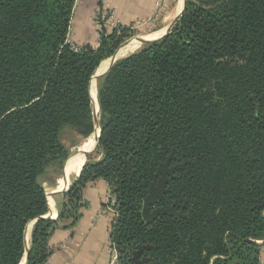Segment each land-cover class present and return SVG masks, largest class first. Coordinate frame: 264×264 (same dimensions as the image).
I'll return each mask as SVG.
<instances>
[{
  "label": "trees",
  "instance_id": "obj_1",
  "mask_svg": "<svg viewBox=\"0 0 264 264\" xmlns=\"http://www.w3.org/2000/svg\"><path fill=\"white\" fill-rule=\"evenodd\" d=\"M75 0H0V264H46L49 238L81 217L103 180L114 200L118 264H261L264 247V0H185L163 38L118 60L97 85V161H86L56 220L39 179L68 157L61 135L93 133L89 84L127 39L100 32L74 47ZM170 155L180 165L160 205L181 218L146 224L144 198Z\"/></svg>",
  "mask_w": 264,
  "mask_h": 264
},
{
  "label": "crops",
  "instance_id": "obj_2",
  "mask_svg": "<svg viewBox=\"0 0 264 264\" xmlns=\"http://www.w3.org/2000/svg\"><path fill=\"white\" fill-rule=\"evenodd\" d=\"M178 1L81 0L72 23V33L70 32L69 35L71 34L77 43H85L96 48L99 43V36L91 27L90 21L93 15L108 11L111 27L130 28L135 23L142 22L146 24V27L152 29L148 30L150 32H145L146 34L142 36L143 39L146 37L152 40L159 39L167 33L175 18L179 15L180 11L175 15ZM163 30L164 32L160 37H150L153 33ZM141 46L143 45L141 44ZM78 176L79 174L73 176L71 173L70 176H67V168H65L64 173L61 170L59 176L53 179L52 182H48L46 187H43L48 201V212L45 217L48 216L51 220L57 219L59 210L65 202L64 193ZM61 177L66 181L67 186L57 184L58 179ZM108 195V186L103 180L99 179L86 185L82 192L83 206L80 219L73 225L67 223L65 227H58L52 232L49 238L51 256L46 264H109L110 213L103 208ZM260 261L261 264H264V247Z\"/></svg>",
  "mask_w": 264,
  "mask_h": 264
},
{
  "label": "water",
  "instance_id": "obj_3",
  "mask_svg": "<svg viewBox=\"0 0 264 264\" xmlns=\"http://www.w3.org/2000/svg\"><path fill=\"white\" fill-rule=\"evenodd\" d=\"M184 5H185V0H183V6H182V9H181L179 15L175 18L174 22L170 26V28L167 31V33L164 34L159 39L163 38L165 35H167L168 33L171 32V30L174 27V25L177 23V21L182 16V13H183V10H184ZM159 39H156V40H153V41H148V40H145L143 38H138V41L142 45H145L147 43L155 42V41H157ZM120 59H122V58L119 57L118 52L116 51L115 54L110 57V64L107 67V69L104 72H101V73H97V70H96L94 75L92 76L91 80L93 78L94 79H100L101 77H103L109 71V69ZM90 88H91V81H90V84H89V94H90ZM90 98H91V95H90ZM92 102H93V100L91 98L92 118H93V134H96V140H95V146L93 147V149L88 150V151H84L82 153L83 156H85L88 153L92 152L96 148L97 142H98V139H99V136H100V132H101V129H100V126H99V123H98V118H97L96 114L94 115V108H93ZM98 113H99V106H98ZM96 127H98V132H97ZM172 161H173V156L170 155L163 163H161L159 165V167L157 169V172H156V174L158 176L157 181L154 184L150 185L148 194L143 200L142 210H141V217H142L143 221L146 224L153 223L158 218H161V217H164V216L173 217L175 219H177L179 217H181V218L184 217V215H183L184 207L183 206H180L178 211L175 209L174 205L167 206V207H157L154 210L150 211L152 207L156 206L163 199V197L166 194L169 193V189H168L167 185L170 182V180L177 179V176L174 175V172L176 170H179L181 166L180 165H176V166L170 167V163ZM66 162H67V160L65 161V163H64V165L62 167L63 173L65 172ZM69 187H70V185H69ZM45 194H46V192H45ZM46 197H47V194H46ZM42 218L43 219H49L48 217H45V216L42 217ZM36 221L37 220H34L31 223H29V224H31L29 235H30L32 227H33V225H34V223ZM27 228H28V226L26 227L25 232H24L25 254H24V257L22 259L23 260L22 264H26L27 260H28L29 244L27 243V240H26ZM141 255H142V249L139 248L138 250H136L133 253L132 258H131V264H145L147 262V260L142 258Z\"/></svg>",
  "mask_w": 264,
  "mask_h": 264
},
{
  "label": "rangeland",
  "instance_id": "obj_4",
  "mask_svg": "<svg viewBox=\"0 0 264 264\" xmlns=\"http://www.w3.org/2000/svg\"><path fill=\"white\" fill-rule=\"evenodd\" d=\"M80 1L81 0H75V8L73 10V15H72V19H71V25H70V32L71 33H72L71 29L73 28V26H72L73 24L72 23H73V20H74L75 14H76V10H77V7H78ZM102 15H104V16L108 15V16H106V18L107 19L109 18V12L108 11H103V13H100V14H97V15L96 14L93 15V18L90 21L91 27L98 34L99 38H100V32L103 29L107 33L108 32L110 33L113 30H117V31L120 30L119 27H111L109 24H107L106 21H105V19L104 20L101 19ZM126 29H127V32L126 33H127L128 37H127V39H125L120 44V47L118 48V50L123 45H125L126 43L131 42V41L137 39L138 37H142L143 35H145L146 34L145 32H147L150 29V27H148V26L146 27V24H144L142 22L141 23H138L137 22L133 26H131L130 28H126ZM150 30H152V29H150ZM148 32H150V31H148ZM69 42H70V44L74 45V47H77V48H81L83 46H86L85 43H77V42H75L74 39L72 38L71 34L69 35ZM142 47L143 46H141L140 49ZM118 50H117V52H118ZM108 59H110V58H108ZM105 60H107V59H105ZM99 68H100V66H99ZM100 79H94L93 78L91 80V88L92 87H95L94 89L96 90V93H97V85H98V82H99ZM91 88H90V91H91ZM92 100H93L92 104H95L97 106V111L94 113V115L96 114V116H97V118L99 120L97 95H96L95 98L92 95ZM85 139L86 138H84L83 135L77 129L75 130V129H72V128H65L63 130L62 135H61V140H62L63 145L65 146V148L68 151V157L66 158V160H68V158L71 155L75 154L77 147L79 145H81ZM99 158H100V153L95 148L92 152H90L89 154H87L86 161L94 162V161L99 160ZM65 161L62 163L61 166H59V167H52L51 169H49L47 175L46 176H43V177H41L39 179V182L41 183V185H43L42 187H46L48 182H52L53 179H55L57 176H59L61 174V170H62V167H63ZM68 165H69V163H68ZM83 166H84V164L82 165V167ZM29 226H30V224L28 225V227ZM29 231H30V229H29ZM29 240H30V237L27 240V243L28 244H29Z\"/></svg>",
  "mask_w": 264,
  "mask_h": 264
},
{
  "label": "bare ground",
  "instance_id": "obj_5",
  "mask_svg": "<svg viewBox=\"0 0 264 264\" xmlns=\"http://www.w3.org/2000/svg\"><path fill=\"white\" fill-rule=\"evenodd\" d=\"M182 0H179L178 3H177V8L175 10V15H177L179 13V11H181L180 9H182ZM164 32L161 31V32H156V33H153L150 37L152 38H158L161 36V34ZM145 40H148V41H153V40H156V39H151L149 37H146ZM141 47V44L140 42L138 41V38L131 41V42H128L126 43L125 45L122 46V48L120 50H118V55L119 57H125L127 55H130L134 52H136L137 50H139ZM110 64V59L108 60H105L103 61L101 64H100V68L97 69V73H101V72H104L107 67L109 66ZM95 87H92V95L94 96V98L96 97L97 93H96V90L94 89ZM91 95V96H92ZM93 108H94V113L97 111V106L95 104H93ZM97 129V132H98V127H96ZM95 140H96V134H91L88 138H86L83 143L81 145H79L76 149V152L75 154L71 155L67 162H66V168H67V176H70V173L71 175L73 176H76L80 173V170L82 168V165L84 164L85 162V156L82 155V153L84 151H88L90 150L92 147L95 146ZM87 148V149H86ZM85 149V150H84ZM69 163V165H68ZM67 180V178H65ZM58 185H66V181L63 179V177L59 178L58 179V182H57ZM50 197V196H49ZM51 215H53V213H51ZM48 217V216H47ZM31 227V224L30 226L28 227V231L26 233V240H28L29 238V229ZM23 263V260L21 261L20 264Z\"/></svg>",
  "mask_w": 264,
  "mask_h": 264
},
{
  "label": "built area",
  "instance_id": "obj_6",
  "mask_svg": "<svg viewBox=\"0 0 264 264\" xmlns=\"http://www.w3.org/2000/svg\"><path fill=\"white\" fill-rule=\"evenodd\" d=\"M106 16H108V15H106ZM106 16L102 15L101 19H103V20L105 19L106 23L109 24V18L107 19ZM113 205H114V200L112 199V197L109 194L105 199L103 208L106 212H109L111 216L114 215V213H115ZM112 219H113V217L110 218V222H112ZM108 251L110 254L109 264H118V254H117L114 246L111 244L110 241H109Z\"/></svg>",
  "mask_w": 264,
  "mask_h": 264
},
{
  "label": "flooded vegetation",
  "instance_id": "obj_7",
  "mask_svg": "<svg viewBox=\"0 0 264 264\" xmlns=\"http://www.w3.org/2000/svg\"><path fill=\"white\" fill-rule=\"evenodd\" d=\"M176 165H177V164L170 165V167H172V166H176ZM177 171H178V170H176V171L174 172V175H175V176H176ZM168 185H169V183H168ZM168 185H167V187H168ZM160 203H161V201H160L156 206L152 207L150 211L154 210V209L157 208V207H162V205H160ZM176 210L178 211L179 209H176Z\"/></svg>",
  "mask_w": 264,
  "mask_h": 264
}]
</instances>
